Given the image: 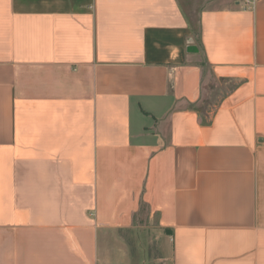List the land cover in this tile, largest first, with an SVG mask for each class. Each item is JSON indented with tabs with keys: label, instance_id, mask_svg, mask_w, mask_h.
<instances>
[{
	"label": "crops",
	"instance_id": "crops-1",
	"mask_svg": "<svg viewBox=\"0 0 264 264\" xmlns=\"http://www.w3.org/2000/svg\"><path fill=\"white\" fill-rule=\"evenodd\" d=\"M0 0V264H264V0Z\"/></svg>",
	"mask_w": 264,
	"mask_h": 264
},
{
	"label": "rangeland",
	"instance_id": "rangeland-1",
	"mask_svg": "<svg viewBox=\"0 0 264 264\" xmlns=\"http://www.w3.org/2000/svg\"><path fill=\"white\" fill-rule=\"evenodd\" d=\"M123 237L131 259L127 264H163V259L170 253L164 232L156 226L138 233L128 231Z\"/></svg>",
	"mask_w": 264,
	"mask_h": 264
},
{
	"label": "built area",
	"instance_id": "built-area-1",
	"mask_svg": "<svg viewBox=\"0 0 264 264\" xmlns=\"http://www.w3.org/2000/svg\"><path fill=\"white\" fill-rule=\"evenodd\" d=\"M245 3H246L247 5L250 6V5H252V3H254V2H253V0H245Z\"/></svg>",
	"mask_w": 264,
	"mask_h": 264
}]
</instances>
